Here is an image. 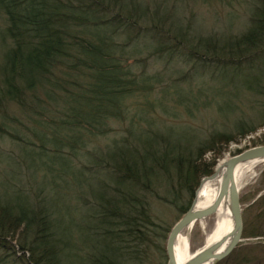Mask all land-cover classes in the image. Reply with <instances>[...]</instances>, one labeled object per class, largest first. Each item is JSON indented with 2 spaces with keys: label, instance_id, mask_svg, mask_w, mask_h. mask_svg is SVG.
Here are the masks:
<instances>
[{
  "label": "trees",
  "instance_id": "trees-1",
  "mask_svg": "<svg viewBox=\"0 0 264 264\" xmlns=\"http://www.w3.org/2000/svg\"><path fill=\"white\" fill-rule=\"evenodd\" d=\"M155 1L0 0V264H166L200 180L264 124V0L219 33ZM231 256L264 264L263 241Z\"/></svg>",
  "mask_w": 264,
  "mask_h": 264
},
{
  "label": "rangeland",
  "instance_id": "rangeland-1",
  "mask_svg": "<svg viewBox=\"0 0 264 264\" xmlns=\"http://www.w3.org/2000/svg\"><path fill=\"white\" fill-rule=\"evenodd\" d=\"M161 1L167 2V5L172 10V17L174 18L178 16L183 27H187L189 30L193 29L196 32L219 33L221 31L224 32L225 30L237 32L243 28L248 15L247 5L249 0H239L237 2L236 0H229V3H220L217 0H156L155 2L159 3ZM207 112L205 113L206 115H202V118L204 119L202 122L204 125L203 127L207 126L212 121L211 117L213 116V113L208 112L207 114ZM195 124L198 125V123ZM259 142L264 143V124L259 126L255 132L245 136L240 142H231L223 156L218 160L217 165H219L225 158H228L240 150L259 145L257 144ZM5 145L8 144L3 143L0 147L7 153H14V151L5 147ZM3 158H5V156H3ZM263 169L264 162L252 163L247 169H244L239 176V193L240 197L244 198V207H249L253 200L262 193V191H259L257 194L256 191L262 186L261 173ZM202 181L203 180L201 179L200 182ZM254 195H256L255 198ZM61 201L70 205L74 203V199L69 201L66 198H63V196ZM155 210H157V212H159L169 223H172L175 220V214L171 210L161 206H155ZM81 212L82 211H74V215L81 214ZM216 222L217 215L216 213H213L204 219L196 221L190 229H185L181 232L177 241H179V243H182L184 240L187 241L189 256L199 251L207 244L208 236L214 230ZM258 240L263 241L264 244V237H242L238 246L243 247L247 246L249 243L254 244V242ZM226 257L218 261L216 264H234V262H232L233 256L229 257L227 260Z\"/></svg>",
  "mask_w": 264,
  "mask_h": 264
},
{
  "label": "water",
  "instance_id": "water-1",
  "mask_svg": "<svg viewBox=\"0 0 264 264\" xmlns=\"http://www.w3.org/2000/svg\"><path fill=\"white\" fill-rule=\"evenodd\" d=\"M249 161L264 162V143L245 148L225 158L222 162L223 172L217 197L212 204L198 208L195 207V201L196 192L201 184L200 182L195 190L194 198L190 206L172 225L168 232L165 242L166 264H178L175 257L174 245L181 232L185 229H190L196 221L215 213L223 200H226L231 217L230 229L217 240L206 244L199 251L189 256V258L181 264H216L238 246L243 233V215L239 184L237 182V169L241 164ZM217 164L214 171L210 175L203 177L202 180L214 178L218 175L220 167L217 166Z\"/></svg>",
  "mask_w": 264,
  "mask_h": 264
},
{
  "label": "bare ground",
  "instance_id": "bare-ground-1",
  "mask_svg": "<svg viewBox=\"0 0 264 264\" xmlns=\"http://www.w3.org/2000/svg\"><path fill=\"white\" fill-rule=\"evenodd\" d=\"M222 162L223 161H221L220 164L217 165L220 167V171L216 177L206 178L201 182L196 192L195 207H198V208L205 207L214 202L215 198L217 197L219 193V189H220L221 176L223 172ZM252 163L254 164L258 163V161H249L239 166V168L237 169V182H239V176L242 173V171L244 169H247V167L250 166ZM215 213L217 215L216 226L214 230L211 232V234L208 236L207 244L217 240L224 233H226L231 227V217H230V213H229L226 200H223L219 204ZM174 250H175L176 261L178 264L184 263L189 258L188 244L186 240H184L182 243H179V241H176L174 245Z\"/></svg>",
  "mask_w": 264,
  "mask_h": 264
}]
</instances>
